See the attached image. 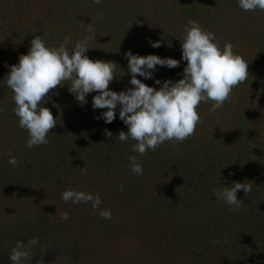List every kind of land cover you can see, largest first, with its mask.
<instances>
[{"label":"trees","instance_id":"trees-1","mask_svg":"<svg viewBox=\"0 0 264 264\" xmlns=\"http://www.w3.org/2000/svg\"><path fill=\"white\" fill-rule=\"evenodd\" d=\"M262 16L243 11L238 0H0V264H12L18 241L34 238L31 261L47 264H264V87L257 83L264 57L253 53L256 41L264 47L253 31ZM189 20L213 33L221 50L230 42L249 65L247 81L222 108L199 105L194 136L140 156L132 150L135 141L116 138L128 131L119 106L106 124L97 117L107 109L92 108L97 93L81 106L65 82L43 105L57 123L49 143L27 147L5 78L36 35L49 47L69 36V49L94 35L86 55L118 65L109 85L117 93L132 87L126 52L180 61L174 69L157 65L152 79L137 76L159 90L164 81L183 78L181 42ZM130 156L142 175L132 173ZM234 182L253 183L247 196L237 192L244 203L237 211L216 196ZM66 190L99 194L102 203L95 212L91 202L66 203ZM104 209L111 220L100 217Z\"/></svg>","mask_w":264,"mask_h":264},{"label":"clouds","instance_id":"clouds-1","mask_svg":"<svg viewBox=\"0 0 264 264\" xmlns=\"http://www.w3.org/2000/svg\"><path fill=\"white\" fill-rule=\"evenodd\" d=\"M92 2L100 4L102 0ZM238 6L245 12L264 11V0H238ZM188 25L190 26L185 27L186 34L181 42V59L187 62L182 79L178 82L164 81L159 90L142 83L137 76L152 79L157 65L174 69L180 66V61L157 55H134L129 51L125 53V58L128 61L132 87L119 93L109 90L110 83L116 78L118 65L94 61L86 55L89 42L95 40L94 35L77 41L71 49L68 47L71 43L69 36H65L58 47H49L40 35H36L31 40L28 54L21 55L19 62L10 66L5 78L7 87L13 93V111L18 118V125L28 132L27 147L31 149L49 143L48 134L57 123L51 110L43 105L48 102L53 90L65 82L69 83L68 92L81 106L87 104L88 94L97 93L92 98V108L107 109L97 117L106 124H111L116 119V109L119 106V119L127 126L128 131H120L116 138L121 142L131 138L135 141L132 150L140 156L149 150L155 151L165 142L175 147L194 136L201 123V116L197 111L199 105L211 103V112L222 108L230 100L234 88L247 81L249 65L234 53L230 42H226L221 50L213 33L205 31L194 20H189ZM88 31L91 32L90 26ZM151 47L159 48L161 43H151ZM155 83L161 85L160 80ZM105 134L107 137L113 135L107 129ZM9 163L15 166L18 161L12 157ZM129 166L133 174H143L136 156L129 157ZM80 170L82 174L86 171L85 168ZM252 186V182H234L230 187H223L216 196L232 211H237L244 205L237 198V192L243 191L247 196ZM120 190L123 191V185ZM61 198L66 203L91 202L94 212L102 203L99 194L76 190L64 191ZM99 215L107 220L112 218L108 209L100 210ZM61 218L67 220V213H63ZM38 243V238L29 240L27 245L18 241L9 256L12 264H22L23 260L30 257L31 248Z\"/></svg>","mask_w":264,"mask_h":264},{"label":"rangeland","instance_id":"rangeland-1","mask_svg":"<svg viewBox=\"0 0 264 264\" xmlns=\"http://www.w3.org/2000/svg\"><path fill=\"white\" fill-rule=\"evenodd\" d=\"M253 31H254V39H257L258 37H264V16H262L258 20V22L254 23ZM253 46H254L253 53H256L257 55H259V57H264V47L259 46V42L258 41H256ZM258 70H260V67H258ZM262 73H263V71L259 72L258 81H257V83L259 84L260 89H262L264 87V77L262 76ZM32 253H33V251L31 249L30 250V257L28 259H26V260H23L22 264H47V263H45L43 261H40L39 259L35 260V261H31ZM55 264H81V263L80 262H76V261L74 262V261L61 259Z\"/></svg>","mask_w":264,"mask_h":264}]
</instances>
